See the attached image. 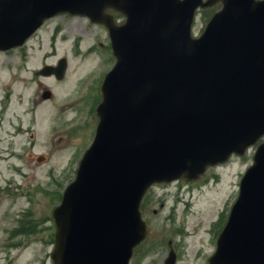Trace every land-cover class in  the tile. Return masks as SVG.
I'll list each match as a JSON object with an SVG mask.
<instances>
[{"label":"water","instance_id":"95a60500","mask_svg":"<svg viewBox=\"0 0 264 264\" xmlns=\"http://www.w3.org/2000/svg\"><path fill=\"white\" fill-rule=\"evenodd\" d=\"M219 1L223 11L201 39H192L196 10ZM24 4L28 10L12 18L18 26L0 25V49L22 44L57 13L96 18L113 5L127 17L112 31L117 65L102 88L95 141L54 211L51 258L54 264H129L146 235L140 205L149 187L196 179L264 136V0ZM48 69L42 74L50 76ZM65 69L63 61L59 79ZM214 264H264V144L242 181Z\"/></svg>","mask_w":264,"mask_h":264},{"label":"rangeland","instance_id":"374dc122","mask_svg":"<svg viewBox=\"0 0 264 264\" xmlns=\"http://www.w3.org/2000/svg\"><path fill=\"white\" fill-rule=\"evenodd\" d=\"M212 13L199 14L194 35L202 32ZM77 21L80 23L78 30L75 28ZM54 25L37 34L24 51L13 53L12 59L9 55L0 56V264H53L51 252L56 229L52 211L59 204V196L75 179L77 163L91 144L95 123H98L95 111L87 116L81 112L72 113V107L81 101L85 92V104L89 103L92 110L97 105L105 77L100 72L109 66L107 54L86 55L95 42V34L85 33L79 19L72 20V35L54 46V38H50ZM98 37L103 39L102 35ZM77 40H82L81 50L71 49ZM23 53L28 55L26 63L21 56ZM63 57H67L69 63L64 81L35 77L36 71L45 65H57ZM91 70H95L96 76L100 74L91 79L86 88L82 77ZM45 91L52 92L51 99L42 98ZM85 118L89 120L85 122L84 144L80 146V158L76 161L74 146L79 147L82 139L77 132L82 134V130L76 128ZM29 128L36 133L37 142L30 144ZM256 148L250 150L248 157L235 158L230 164L210 169L203 179L206 185L193 186L202 189H194V199L187 196L192 204L186 212L182 207L179 219L185 213L194 230L199 222L207 224L218 216L217 211L222 212L233 204L238 197L240 179L250 167ZM28 150L46 156L45 161L40 164L26 158ZM179 186L182 184L168 189ZM30 221L38 224L30 226ZM155 221L160 233L153 252H160L161 242L170 233V224L166 212L159 214ZM198 234L181 240V264H193L197 251L209 250L203 229H198ZM20 245L23 247L18 248Z\"/></svg>","mask_w":264,"mask_h":264},{"label":"flooded vegetation","instance_id":"af4514ba","mask_svg":"<svg viewBox=\"0 0 264 264\" xmlns=\"http://www.w3.org/2000/svg\"><path fill=\"white\" fill-rule=\"evenodd\" d=\"M109 14H111L114 18V22L117 25H120L123 23V17L122 15L113 12L112 10L108 11ZM63 17H67L68 20L70 21L73 17H71L70 15H65ZM80 19H84V18H80ZM88 22V25L91 26H99L104 28L103 26L100 25H94L92 24L91 21L85 19ZM106 31V28H104ZM21 49H16V50H11L8 52H0V53H11L13 51H20ZM171 193H166L164 194L165 198L167 199L169 196H171ZM151 200L155 201V202H159L161 200L160 196H156L153 195L151 197ZM159 206L161 209H163L165 207L164 203L159 202ZM153 214L155 216H159L160 212L158 210H154ZM168 222L170 224V233L172 235V237H178L181 238L183 232H184V228H186V223L184 222V220H172L171 218L168 219ZM220 222L218 221V224H213V222L211 224H204L201 226V228H203V232L205 233L206 237L208 240H210L212 235H215L216 237L219 235L220 233V229H221V225H219ZM211 247H214L213 243H210ZM180 247H181V241L176 240L175 242L173 240L169 241V250L166 252H154L152 253V255L150 257L145 258V260L143 261V264H166V261L168 260L169 256L173 253L175 255V264H181L182 261V255L180 253ZM154 255V256H153ZM212 256V253L210 254L209 251H205V250H201V251H197L193 257V264H209V260Z\"/></svg>","mask_w":264,"mask_h":264}]
</instances>
